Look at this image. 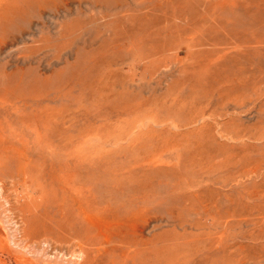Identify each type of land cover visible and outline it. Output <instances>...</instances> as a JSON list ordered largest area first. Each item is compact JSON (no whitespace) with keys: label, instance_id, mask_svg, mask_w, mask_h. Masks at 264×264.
I'll return each instance as SVG.
<instances>
[{"label":"rangeland","instance_id":"374dc122","mask_svg":"<svg viewBox=\"0 0 264 264\" xmlns=\"http://www.w3.org/2000/svg\"><path fill=\"white\" fill-rule=\"evenodd\" d=\"M12 1L0 264H264V0Z\"/></svg>","mask_w":264,"mask_h":264},{"label":"bare ground","instance_id":"6f19581e","mask_svg":"<svg viewBox=\"0 0 264 264\" xmlns=\"http://www.w3.org/2000/svg\"><path fill=\"white\" fill-rule=\"evenodd\" d=\"M59 0H13L12 1V3H11V5H12V7H16V6H21V5H29V7L30 8H37V9H41V8H46V6H49L50 4H56L57 2H58ZM3 2H4V0H0V14H1V10H2V4H3ZM3 11H4V9H3ZM179 19V18H178ZM182 26V25H181ZM175 27V26H174ZM167 30V29H166ZM185 30V29H184ZM165 31V30H164ZM8 32V31H7ZM14 36V35H13ZM11 37V36H10ZM16 38V37H15ZM7 36L5 35V32H3V30L2 29H0V44L2 45V47H9L10 46V42H8L7 41ZM12 39V38H11ZM10 40V39H9ZM14 40V39H13ZM177 40V39H176ZM16 46V45H15ZM14 47V46H13ZM212 48V47H211ZM15 49H17V47L15 48ZM28 49V48H27ZM175 49V48H174ZM1 50H3L4 51V49H1ZM30 50V49H29ZM40 50V49H39ZM224 50V49H223ZM21 51V50H20ZM5 52V51H4ZM12 52H15L14 51V49L12 50ZM5 54H6V52H5ZM7 54H8V50H7ZM6 54V55H7ZM5 55V56H6ZM223 55V54H222ZM8 56V55H7ZM1 57V56H0ZM27 57H29V56H27ZM210 61V60H209ZM205 71V70H204ZM219 94V93H218ZM220 97V96H219ZM221 98V97H220ZM216 110V109H215ZM208 111V110H207ZM214 111V110H213ZM215 112L216 113H218V111H214L213 113H214V116H215ZM203 113H204V111H202V113L200 114L201 115V118L203 119V116H205V115H203ZM210 113H212L211 111H209L208 112V114H210ZM206 114V113H205ZM224 114V113H223ZM217 115H219V114H217ZM216 115V116H217ZM225 115V114H224ZM199 116V115H198ZM215 116V117H216ZM194 117H196L197 118V116L195 115ZM223 117V116H222ZM200 118V116H199V119H201ZM220 118V117H219ZM216 119H218V118H216ZM190 121V120H189ZM189 121H187V122H189ZM192 121H194V122H198L199 123V121H198V118L196 119V120H194V119H192ZM202 121V120H201ZM205 122V121H204ZM214 122H216V121H214ZM213 122V123H214ZM192 124H193V122H191ZM201 123V122H200ZM191 124V125H192ZM215 124V123H214ZM216 124H217V122H216ZM186 126H187V124H185ZM189 125V124H188ZM214 126H216V125H214ZM218 127V126H217ZM215 127H213V129H214ZM218 129V128H217ZM219 129H220V127H219ZM223 129V128H222ZM221 130V129H220ZM219 130V132H221ZM226 131H224L223 133H225ZM222 133V132H221ZM222 133V134H223ZM228 134V133H227ZM226 134V135H227ZM225 135V136H226ZM231 137L233 136V137H235L236 135H230ZM229 136V134H228V138H231ZM258 166V165H257ZM255 168V167H254ZM197 198V197H196ZM256 198V197H255ZM189 199V198H188ZM211 219V218H210ZM207 220H209V219H207ZM212 220V219H211ZM213 221V220H212Z\"/></svg>","mask_w":264,"mask_h":264}]
</instances>
